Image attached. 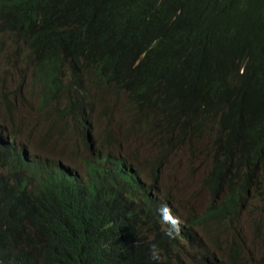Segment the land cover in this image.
<instances>
[{"label":"trees","instance_id":"obj_1","mask_svg":"<svg viewBox=\"0 0 264 264\" xmlns=\"http://www.w3.org/2000/svg\"><path fill=\"white\" fill-rule=\"evenodd\" d=\"M216 1L211 10L206 0H189L178 15L176 0H0L1 36L31 46L48 87L41 110L54 107L57 122L84 113L89 79L102 91L116 83L130 87V99L141 100L136 119L150 112L171 115L159 127L165 133L179 128L185 142L212 120L228 131L225 148L246 144L245 160L221 176L230 187L224 205L191 217L190 230L234 222L256 185L255 165L264 162V103L256 99L264 92V0ZM59 39L69 54L59 53ZM139 72H148L149 85ZM160 80L170 83L167 90L159 88ZM74 92L81 109L73 105ZM216 143L224 155L218 157L222 172L229 167L227 154ZM26 157L16 144H0V163L13 162L9 174L0 173V264H169L180 258L182 240L195 244L187 227L165 229L155 205L137 203V176L97 175L84 188L69 171L33 163L31 171L23 168L33 180L25 184L19 166L29 164ZM97 205L111 208L107 224L73 214Z\"/></svg>","mask_w":264,"mask_h":264},{"label":"clouds","instance_id":"obj_2","mask_svg":"<svg viewBox=\"0 0 264 264\" xmlns=\"http://www.w3.org/2000/svg\"><path fill=\"white\" fill-rule=\"evenodd\" d=\"M189 0H176L179 3L178 15L183 13V6ZM192 1V0H190ZM216 0H206V5L209 9H213ZM92 20H98L97 15H93ZM1 35V31H0ZM6 38H9L11 43L10 48L6 51V56L14 57L15 59L22 60L26 65L21 70L23 84L29 78L30 82L37 86L40 90L39 99L42 103L43 97L47 94V82H42L37 74L35 68V55L31 50V46L26 43L24 39L15 38L12 39L2 34L0 42H4ZM59 53L63 56L69 54L67 45L65 42L59 39ZM152 48V47H151ZM141 59L136 63L139 64ZM66 69H68L66 67ZM139 78L149 85L150 77L148 72H139ZM65 81L70 78L64 77ZM86 85L88 86L90 93L83 97V104L87 106L84 113L72 114L70 117H62V121L57 122V115H60L53 107V117L51 124L52 132L61 126L63 128V135H67L68 131L73 128L75 130L77 144L80 151H73L79 160L77 166H72L67 163L66 156L62 154L66 153L64 149L57 152L60 155H54L55 158L48 157L45 161L41 156L33 152L28 144L22 142V131L19 129H9L0 120V144L7 143L10 145L16 144V146L27 154L29 164L26 166L21 165L20 171L21 179L23 182L32 183L33 180L28 178L23 171L26 167L31 171V165L37 163L42 167V164L54 169L56 173L59 169L69 171L70 177L73 178L75 183L82 185L84 188L87 185L95 182L97 175L108 174L109 176H118L121 180H128V177L137 176L141 182V192L135 193L137 195V203L140 204V200L150 206H156L159 210L158 218L161 225L167 229L166 225H171L176 229L188 227V220L191 217L184 218L178 213L179 203L177 198L173 196V193L168 192L165 187L167 180L165 179V166L167 162H162L163 159H167L169 156L184 151L191 158L196 157L198 152H202L205 156L206 163L205 172L201 177V187L208 192L209 201L207 202V210L211 206L224 205L229 195V183L222 180V174L224 171L236 168V166L245 160L246 158V144L240 142L233 151L225 148L226 134L223 130L222 123L219 121L206 120L202 125L201 133L197 139L184 141L182 132L178 128L175 132L165 133L159 127L158 123L163 117H170L171 115L146 113L140 120L136 119L137 106L141 104V100L137 98L130 99V93L127 89L130 87L125 84H118L111 86L108 91H102L100 88L96 89L89 79H87ZM163 87H159L162 91L167 90L169 82L166 80H160ZM4 84V86H3ZM6 82L0 83V94L3 95L4 101L7 103V110L12 115L11 118L17 114L16 103L12 101L9 91H7ZM101 96H105L104 99H110L114 104H121L128 114L129 121H120L116 118L108 119L102 128L97 131L95 128L99 121V115L97 112V102ZM80 94L74 92V106L81 109L84 105L80 101ZM258 104L264 103V92L257 95ZM154 100V99H152ZM108 107L111 105L108 104ZM64 108V107H63ZM261 108H264V104ZM124 114V113H123ZM123 114L120 115L123 117ZM142 115V114H141ZM150 141V145L155 143L157 152L149 158L142 160L141 147L145 143ZM223 148L227 154L226 160L229 167L221 172V163L224 160L218 159L223 157V152L218 150L217 143ZM264 149V148H263ZM261 160H264V152ZM98 162L102 163L106 169V173L102 172ZM10 164L13 162L0 163V173L9 174ZM164 164V165H162ZM13 167H17L15 164ZM249 167V166H247ZM251 167V166H250ZM257 167L256 176L254 180L256 185L248 192L245 197V204L240 209L239 214L235 216L234 222L226 221L222 224V227L216 228L208 223H202L195 225L190 230L191 235L194 236L196 242L194 245H186L185 240H182L184 248L181 251L179 259L173 258L169 264H264V221H257L256 218L253 223L244 229L240 225V218L244 210L252 205L253 199L260 200L264 203V162L256 164ZM132 169L134 172H132ZM6 171L5 173L3 171ZM129 170V171H128ZM132 172L129 175V172ZM153 195V196H152ZM72 201H77L78 196L70 197ZM176 198V199H175ZM232 202V200H231ZM227 203V202H226ZM241 204V203H240ZM110 207L105 206H92L81 209L79 212L73 213L78 216H86L87 221L91 224L94 223H108L111 216L107 214V210ZM207 210L205 212H207ZM111 211V208H110ZM112 225V224H111ZM239 225V227L237 226ZM197 228L202 231H214L215 238L209 242L204 239ZM139 233L140 229L137 227ZM225 229V230H223ZM136 239L139 234H132ZM258 239L261 242L258 244L259 249L252 250L250 247V240L256 244ZM236 246V247H235ZM235 247V248H234ZM236 248L238 251H236ZM188 262V263H187Z\"/></svg>","mask_w":264,"mask_h":264},{"label":"rangeland","instance_id":"obj_3","mask_svg":"<svg viewBox=\"0 0 264 264\" xmlns=\"http://www.w3.org/2000/svg\"><path fill=\"white\" fill-rule=\"evenodd\" d=\"M10 43L9 38L0 42V83L6 82L7 91H9L12 101L16 103L17 114L13 119L11 118L12 115L7 110V103L3 100V95L0 94V120L9 129L21 130L22 142L28 144L29 148L45 161L48 160V157L55 158L54 155H60L57 152L64 149L66 153L62 155L67 157V163L77 166L79 160L73 151L80 150L75 130L71 128L67 135H63L64 130L59 126L52 132L53 107L49 108V112L41 110L39 88L32 84L29 78L23 84L21 70L26 65L22 60L6 56ZM104 98L106 97L101 96L97 102L99 115V121L95 126L97 131L105 125L108 119L116 118L120 121H129L128 114L121 104H114L110 99ZM108 104L111 106L108 107ZM122 114L123 117L120 116ZM156 152L155 143L150 145L149 141L141 147V159L152 157ZM162 162L168 163L167 166L162 164L165 166L164 176L168 181L165 187L177 198L175 199L179 203L178 213L184 218L203 215L208 208L206 205L209 201L208 192L201 187V177L205 172L204 164L206 163L204 154L198 152L196 157L191 158L186 152L179 151L167 159H163ZM256 218H259L257 221H264V203L253 199L252 205L244 210L239 222L244 229H248ZM237 226L239 227V225ZM197 230L206 241L211 242L215 238L214 231L204 232L200 228ZM260 242L261 240L258 239V242L254 244L253 240H250L249 248L259 249Z\"/></svg>","mask_w":264,"mask_h":264}]
</instances>
